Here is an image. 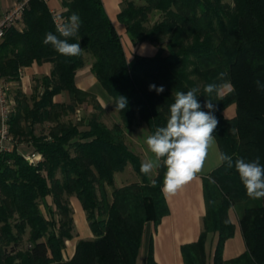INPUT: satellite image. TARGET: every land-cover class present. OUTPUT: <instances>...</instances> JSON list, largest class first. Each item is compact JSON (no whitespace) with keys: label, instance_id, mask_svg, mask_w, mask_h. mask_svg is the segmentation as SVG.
<instances>
[{"label":"trees","instance_id":"1","mask_svg":"<svg viewBox=\"0 0 264 264\" xmlns=\"http://www.w3.org/2000/svg\"><path fill=\"white\" fill-rule=\"evenodd\" d=\"M139 1L123 0L118 20L133 45L156 48L152 57L129 59L102 0H63L59 15L46 2L31 0L22 29L8 30L0 42V76L8 82L20 81L21 71L34 63L52 64L51 75L40 79L32 95L15 93L10 133L16 146L0 152V264H137L146 224L158 225L169 213L162 192L166 168L161 163L154 179L142 174L141 157L126 137L142 124L151 135L166 126L177 92L198 87L203 111H209L207 98L213 100L218 120L213 135L233 165L238 158L259 157L264 166V0ZM155 11L163 18L148 26ZM73 13L80 25L68 39L79 42L82 51L65 57L43 40L49 32L59 35L56 20L65 23ZM88 58L120 123L109 126L97 97L77 86L76 74ZM207 84L218 85L221 95L206 94ZM150 85L164 91L157 94ZM60 94L68 101L55 102ZM119 96L127 100L124 110L116 108ZM84 104L94 111L77 123L69 119ZM232 105L236 115L227 118ZM46 124L48 132L37 134L36 126ZM22 143L40 161L30 163L17 148ZM129 165L141 181L117 186L116 174ZM210 176L215 183L204 179L202 232L196 243L183 247L185 264H207L209 233L218 234L213 264H264V197L247 195L234 166L221 165ZM72 197L80 201L94 237L80 240L74 256L65 260L66 242L74 238ZM231 209L246 250L225 259V243L235 234ZM148 264H154L151 256Z\"/></svg>","mask_w":264,"mask_h":264},{"label":"crops","instance_id":"2","mask_svg":"<svg viewBox=\"0 0 264 264\" xmlns=\"http://www.w3.org/2000/svg\"><path fill=\"white\" fill-rule=\"evenodd\" d=\"M13 1L15 0H0V9L2 11L7 10L13 3ZM102 1L108 16L122 36V40L123 35H126L125 38H127L129 44L134 47L133 55H128L129 59L132 60L135 54H140L148 57L154 56L157 52L155 47L147 45L145 43L133 45L128 35L124 34L126 33L125 25L120 23L118 20V15L122 10L123 0ZM47 5L49 6L50 10L56 15H59L64 11L63 0H48ZM91 67L92 61L90 58H88L86 65L82 69L78 70L76 74L77 86L80 89L95 95L101 106L106 110L107 107L104 104L103 98L101 97L107 98L109 100L108 104L110 102L112 104V99L100 85L96 77L92 74ZM51 71V63H34L31 66L24 68L21 71L20 81L11 82L14 94L17 91H22L27 95L33 94L36 87L40 88V79L45 76H50ZM103 94H105V96ZM108 100H106V102ZM54 101L57 103H62L68 101V98L65 94H60L55 96ZM225 115L227 118L235 117L236 106H230L225 111ZM216 144L218 146L217 141ZM1 146L3 147V150L10 151L14 149L16 143L12 141L3 142ZM17 148L20 152L26 155L33 153L32 148L29 152L22 151L21 144L17 145ZM209 168H214V170L209 172ZM218 168L219 167H215V156L210 154L209 159L205 165L204 172L199 174L196 179H193L188 184L184 185L181 189L177 190L174 195L165 196L169 207V213L162 218L161 222L158 225H155L153 222H149L146 224L142 246L140 248L139 256L137 259V264H148L150 256L152 257L154 264H185L182 249L184 246L196 243L199 240L203 227V218L206 215L204 179L210 176L211 173ZM72 199L75 200L74 212L78 213L80 224L77 222V220L75 221L76 230L78 231V237L76 236L72 240L66 242L67 246L64 250L65 260H70L74 256L76 245L80 240L92 239L94 237L87 221L86 213L80 201L76 197H72ZM48 202L49 204H51L49 199ZM229 215L232 223L235 225L234 235H236L238 232H241L238 216L237 218H235L234 214L231 212L229 213ZM81 228L83 229L85 234L82 237L79 232ZM232 239L233 238H230L226 241L224 254L226 253L228 242H230ZM70 242H73L72 249L69 248ZM213 245V239H210V241L206 244L207 264H211L213 262L212 259L215 250ZM237 251L238 249L236 250V254H229V256H224V258L232 259L245 252L244 248L243 250H240L241 252Z\"/></svg>","mask_w":264,"mask_h":264},{"label":"clouds","instance_id":"3","mask_svg":"<svg viewBox=\"0 0 264 264\" xmlns=\"http://www.w3.org/2000/svg\"><path fill=\"white\" fill-rule=\"evenodd\" d=\"M79 25L80 17L73 13L67 22L57 25L56 31L59 35L46 33L43 43L51 44L62 56H78L82 51L79 42L69 43L68 38L77 34ZM224 76L225 73L222 72L218 78L222 80ZM228 87L231 90L230 86ZM149 88L155 90L157 94L164 91L163 86L150 85ZM199 91L198 87H194L186 93L175 94L166 126L158 127L154 134L146 138L148 150L153 154L154 159L141 163V173L145 175L151 173L159 168L162 162L166 168L162 192L165 196L174 195L177 190L204 172L212 154L215 156V167L224 164L230 169L235 167L250 198L264 197V166L260 164L259 157L253 161L238 158L233 165L232 157L219 150L213 135L218 126V120L213 115L215 110L213 100L207 98L204 107L209 111H203L197 99ZM204 92L209 96L212 93H216L217 97L221 95V89L216 84L205 85ZM126 106V98L119 96L116 108L124 110ZM213 170L214 168L208 169L209 172ZM207 178L210 183H215L211 176Z\"/></svg>","mask_w":264,"mask_h":264},{"label":"rangeland","instance_id":"4","mask_svg":"<svg viewBox=\"0 0 264 264\" xmlns=\"http://www.w3.org/2000/svg\"><path fill=\"white\" fill-rule=\"evenodd\" d=\"M127 1H130V0H127ZM133 1H135V3L137 5L141 4V1H139V0H133ZM125 3H126V1L123 3V5H125ZM162 18H163L162 14L160 12H158V11H155L154 13H152L150 15V20L147 23V25L151 26L155 22H158V21L162 20ZM124 34H126V33H124ZM125 37H126V35H123L124 44L126 45V48H125L126 52H127L128 55H133L134 47L129 44L128 39L125 38ZM145 44L153 46L150 43H145ZM228 90H229V87L225 88L224 92H228ZM10 93L15 98V94L13 92V86H12V88L10 90ZM103 95L105 96V94H103ZM101 98H103L104 104L107 107V109L105 110L106 112L103 115V120L109 126H113L116 123H120V118H119L118 112L114 108L113 104H111V102L108 104L109 100L107 98H104V97H101ZM106 100H108V101L106 102ZM93 111H94V109H93L92 105L84 104V105H81L80 107H78L76 112L73 113L70 116L69 119H71L75 123H77L79 121V119L84 118V117L85 118L88 117L89 114H91ZM66 120H67V118H66ZM36 129H37V134H42V132L43 133H47L48 130H49V125L48 124H46V125H37ZM149 135H151V134H150L147 126L145 124H142V125L137 126L134 131L129 132L127 134V137H126L127 145L129 146V148L134 153H136L137 155H139L141 157L142 162L147 161L149 159H154L153 154L148 150V147H147V144H146V138ZM11 141L16 143V141L14 140L13 137H12ZM21 150L24 151V152H29L31 150V147L27 143H22L21 144ZM31 154H29V155H31ZM29 155H27V156H29ZM158 172H159V168L154 169L151 173H149V177L151 179H154L157 176ZM115 181H116V185L121 187V186H124V185H128V184H132V183H135V182H139V181H141V178L134 172V170L132 169V166L129 165L125 169V171H123L122 173L116 174V180ZM110 191H111V189H110ZM48 199L51 202L50 205L53 206L52 197H49ZM74 203H75V200L71 198L70 199V205H71V207L73 209V217L75 218V220H74V237H76V236L78 237V231L76 230L75 221L77 220V222L80 224V219H79L78 213L74 212ZM42 209L47 214V212L44 209V207H42ZM230 212L234 214L235 218H237V213H236L235 209H231V211H229V213ZM47 216L50 219V216L49 215H47ZM229 217H230V215H229ZM57 218H58V216H57ZM79 232H80L81 237L85 235L82 228L79 230ZM232 238L233 239L230 242H228V244H227V250H226V253L224 254L225 257L229 256V254H236V250L237 249H238V251L243 250V248H244V251L246 249L245 242L243 241L241 232H238ZM210 239H213V242H214L213 247L215 248L216 245H217V242H218V234L217 233H209L208 236H207V239H206V244L210 241ZM27 245H28V243L25 242V246H27ZM72 247H73V242H70L69 243V248L72 249ZM211 264H213V262Z\"/></svg>","mask_w":264,"mask_h":264},{"label":"built area","instance_id":"5","mask_svg":"<svg viewBox=\"0 0 264 264\" xmlns=\"http://www.w3.org/2000/svg\"><path fill=\"white\" fill-rule=\"evenodd\" d=\"M31 0H15L10 7L2 11L0 9V42L5 38L8 30L22 29L24 22V14L29 6ZM48 2V0H42ZM58 25L61 24L60 20H56ZM12 83L1 78L0 76V152L4 151L1 146L3 142L12 140L10 133L11 119L15 112L16 100L10 93ZM79 112V111H78ZM30 163H37L41 156L32 153L26 157Z\"/></svg>","mask_w":264,"mask_h":264}]
</instances>
